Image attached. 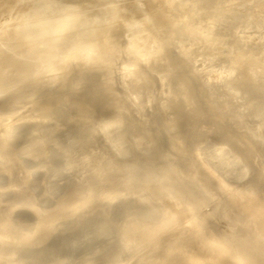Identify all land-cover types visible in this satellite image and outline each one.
<instances>
[{
  "label": "bare ground",
  "instance_id": "bare-ground-1",
  "mask_svg": "<svg viewBox=\"0 0 264 264\" xmlns=\"http://www.w3.org/2000/svg\"><path fill=\"white\" fill-rule=\"evenodd\" d=\"M2 19L0 264H264V0Z\"/></svg>",
  "mask_w": 264,
  "mask_h": 264
},
{
  "label": "rangeland",
  "instance_id": "rangeland-1",
  "mask_svg": "<svg viewBox=\"0 0 264 264\" xmlns=\"http://www.w3.org/2000/svg\"><path fill=\"white\" fill-rule=\"evenodd\" d=\"M238 7H239V6H238ZM2 20H3V21H0V28H1V26H2V23H4V22H9V19H8V20H5V21H4V19H2ZM18 22H20V21H19V20H15V19L12 21V23H14V24H16V23H18ZM34 22H35V20H34ZM41 22H42V21H41ZM31 23H33V22H32V19H31V20H26V21H25L26 26H22V27H25V28H23V29H27V28H28V25L31 24ZM23 29H22V30H23Z\"/></svg>",
  "mask_w": 264,
  "mask_h": 264
}]
</instances>
